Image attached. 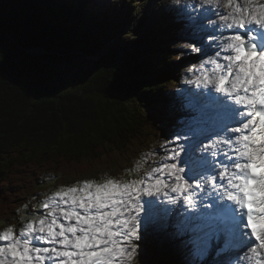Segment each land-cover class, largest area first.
I'll return each mask as SVG.
<instances>
[{
    "label": "trees",
    "instance_id": "1",
    "mask_svg": "<svg viewBox=\"0 0 264 264\" xmlns=\"http://www.w3.org/2000/svg\"><path fill=\"white\" fill-rule=\"evenodd\" d=\"M122 8L0 0V231L61 188L129 181L142 158L161 149L174 120L153 105L166 110L184 87L169 64L186 55L168 51L180 22L157 23L148 46L129 52L104 42ZM69 56L89 63L76 88L49 82V61ZM141 238V264H190Z\"/></svg>",
    "mask_w": 264,
    "mask_h": 264
},
{
    "label": "snow or ice",
    "instance_id": "2",
    "mask_svg": "<svg viewBox=\"0 0 264 264\" xmlns=\"http://www.w3.org/2000/svg\"><path fill=\"white\" fill-rule=\"evenodd\" d=\"M254 3L207 4L229 9L219 13L223 27L213 25L220 37L208 33L216 48L201 60L203 71L196 81L226 98L214 96L228 113L215 141H200L191 151L183 147L166 156L168 161L181 157L183 166L163 163L151 169L158 175L146 180L107 179L61 188L39 205L45 211L18 233L11 226L0 231V242H5L0 264H116L118 259L123 264L138 255L142 225L147 231L154 221L142 222L143 203L152 201L142 202L141 196H168L170 191L190 205V193L209 185L233 205H220L215 215H207L212 235L223 236L225 243L247 242L257 256L264 251V5Z\"/></svg>",
    "mask_w": 264,
    "mask_h": 264
},
{
    "label": "rangeland",
    "instance_id": "3",
    "mask_svg": "<svg viewBox=\"0 0 264 264\" xmlns=\"http://www.w3.org/2000/svg\"><path fill=\"white\" fill-rule=\"evenodd\" d=\"M92 1L97 7H99L101 11L104 9L109 10L113 8L120 9L123 5V8L121 9L122 11L120 12V15L117 19V31L109 32L107 40L104 42L107 43L108 39L110 38L108 45L115 44L118 46H124L129 52L134 49L133 47L135 45L143 44L144 47L148 46V30L157 23H164L165 21L169 22L171 19L175 20L174 23H178V21L181 19L178 7L183 8L188 4L187 1H182L179 3L177 0H173V2L171 0L167 2L164 1L161 3V5L159 3L160 0ZM241 3H243V0H241ZM179 28L180 30L182 29L181 25H178V32L172 37L174 48L170 47L168 51L176 50L179 51V55H186V57L182 61H172L169 66L174 69L176 74H178V77L181 79L182 85L184 87L181 88L182 91L176 90L173 97L174 99L171 101V104L166 108V110H164L163 107L156 108V104L153 105V109H158L160 113L166 111L167 114H170L168 118H170L171 121H174L168 127L166 126L167 132H163L166 136L163 139V143L160 141V145H162L161 149L151 152L142 158L141 162L135 167V169H137L136 172L132 176L127 177L131 181L134 179L146 180L148 175L156 174L152 173L151 169L163 164L164 161H166V156L173 155L174 152H179L175 147L178 139L189 136L192 132L190 130V125L197 126V120L201 119L197 114L194 113L195 107L193 106V103L187 99L185 93L187 90L193 91L195 88L198 89L199 92H202L201 89L203 85L201 84L198 87L197 84L193 83V81L198 80L200 77L203 69L201 70L199 64H201L202 59L205 60V58H208V55L206 54V51L204 52V48L203 51L197 52L193 50L194 45L189 44V38L194 34L191 33L193 30L183 29V31L180 32ZM195 31L199 35L198 30ZM53 55H56V53ZM88 67L89 63L79 56L70 57V60L60 62L51 60L47 66L49 82L56 85L76 88L78 82L82 79L83 73L88 69ZM189 81H191V83H189ZM198 129H200V127H198ZM207 140L208 139L206 138L205 141ZM171 162H174V160H171L168 163ZM177 164L183 166L181 161H178ZM130 180L121 183L131 182ZM82 184L83 183H78L76 185L79 186ZM164 191L168 190L165 189ZM55 192L56 191H54V193ZM54 193H51L48 198L53 196ZM194 193L195 191L190 194L194 196ZM209 193L210 192L208 191V196L213 198L214 193ZM175 195V193L168 191V196H164L163 192L152 197L146 195L141 196V201H152L144 203L145 208H162V212L164 213H162L161 216L167 220H164V223L161 226L163 227L162 231H159L158 228L153 229V225H150L147 231L144 230L143 225L141 228V231L144 233V237L146 239L148 238L152 242L159 254H161L163 257L166 250L172 249L174 252H176V255H179L178 260L186 259L188 262H190V264H240L237 260L231 259H225L223 262L217 256H212L211 253H208V258H206V256L199 255L195 252L194 249H198L197 252L202 253L203 249L201 248L202 246L199 245L200 243L197 239V236H192L190 224H188L189 220H187V213L189 212L188 210L194 209L195 207L198 208L200 204L198 205L197 203L193 202L189 205L184 202L182 197H177ZM169 198L174 199L175 201L180 199L181 201L179 207H184V210L187 209V213L181 209L182 211L179 212V215L172 217L171 222V216L166 215L165 212H167V209L172 207V205L175 207L178 201L177 203H170ZM44 211V209L37 206V209L33 212L30 211L31 213L28 215L24 213V218H21L18 221V224L13 227L14 231L18 233L27 222H31L33 218L40 216ZM170 211L169 213L172 214ZM142 222L144 221L142 220ZM180 222H184V229L181 228V225H178ZM174 225L176 228L173 227ZM6 229L7 227L5 226L2 231ZM183 233H185V236ZM169 238L171 239L170 242L168 241ZM194 242L200 246V248H197ZM204 244L206 245L207 250V246L210 247V245L208 243ZM0 246H5V242H0ZM142 259H144L142 251L138 249V255L130 260L123 261V264H141L140 261ZM244 264H246V261H244Z\"/></svg>",
    "mask_w": 264,
    "mask_h": 264
},
{
    "label": "bare ground",
    "instance_id": "4",
    "mask_svg": "<svg viewBox=\"0 0 264 264\" xmlns=\"http://www.w3.org/2000/svg\"><path fill=\"white\" fill-rule=\"evenodd\" d=\"M190 16V15H189ZM210 106V105H209ZM209 114H210V111H209ZM221 119H223V120H225V121H227L228 119H226L223 115H221V117H220ZM208 191L210 192L209 194H213V193H217V191L211 186V185H209V186H207L206 188H205V190H204V192L202 193V197L203 198H211V197H209L208 196ZM221 195H222V197H224L223 196V194L221 193ZM226 198L224 197V200H225ZM203 202V200H201L200 201V204ZM188 224H191L192 225V221H190L189 220V222H188ZM178 227V226H177ZM196 229V227L195 226H193L192 225V228H190V230H195ZM192 232V231H191ZM183 235L185 236V233H183ZM182 235V236H183ZM193 235H195V236H197V239H198V241H199V245L200 246H202L203 247V242H205V243H208V238H207V236H206V234H204V233H199V234H197V232H192V236ZM199 246V247H200ZM221 246H222V243H219V245H215V248L218 250V249H220L221 248ZM224 251H226L225 252V255L226 254H231V253H235V251H237L239 248H231L229 245H226L224 248ZM216 250V252H219V251H217ZM243 263H244V261H243ZM246 264H248V262L246 261Z\"/></svg>",
    "mask_w": 264,
    "mask_h": 264
},
{
    "label": "clouds",
    "instance_id": "5",
    "mask_svg": "<svg viewBox=\"0 0 264 264\" xmlns=\"http://www.w3.org/2000/svg\"><path fill=\"white\" fill-rule=\"evenodd\" d=\"M210 2V0H199L200 5H207Z\"/></svg>",
    "mask_w": 264,
    "mask_h": 264
}]
</instances>
